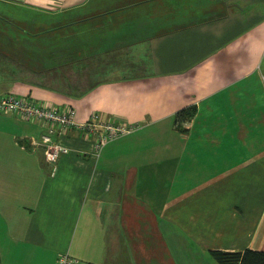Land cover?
Instances as JSON below:
<instances>
[{"label": "crops", "instance_id": "1", "mask_svg": "<svg viewBox=\"0 0 264 264\" xmlns=\"http://www.w3.org/2000/svg\"><path fill=\"white\" fill-rule=\"evenodd\" d=\"M0 32V98L76 123L0 112V264L264 251V0H0ZM94 117L138 129L98 151Z\"/></svg>", "mask_w": 264, "mask_h": 264}, {"label": "built area", "instance_id": "2", "mask_svg": "<svg viewBox=\"0 0 264 264\" xmlns=\"http://www.w3.org/2000/svg\"><path fill=\"white\" fill-rule=\"evenodd\" d=\"M0 112H14L19 114L25 120H39L50 125L51 128L61 129L64 127L75 126V111L68 110L66 112H59L52 108L39 106L33 104L23 98H16L14 96H5L0 98ZM95 121V122H94ZM58 127V128H57ZM82 128L89 133L97 135L96 148L100 151L108 143L121 138L124 135L130 134L137 129V126H126L123 124H112L111 122H103L95 117L90 122L82 124ZM38 141H31L32 145H38ZM45 150L46 162L49 165H54L61 154L69 151V148L54 143L49 134L41 136L40 140ZM55 264H76L68 253L60 254Z\"/></svg>", "mask_w": 264, "mask_h": 264}, {"label": "trees", "instance_id": "3", "mask_svg": "<svg viewBox=\"0 0 264 264\" xmlns=\"http://www.w3.org/2000/svg\"><path fill=\"white\" fill-rule=\"evenodd\" d=\"M195 114H196V109L192 108L188 110L187 109L182 110L177 114V117L180 122H183L193 117ZM127 135H124L122 137H125ZM211 256L218 264H264V251H258V250L245 249L242 252L213 251L211 252Z\"/></svg>", "mask_w": 264, "mask_h": 264}, {"label": "rangeland", "instance_id": "4", "mask_svg": "<svg viewBox=\"0 0 264 264\" xmlns=\"http://www.w3.org/2000/svg\"><path fill=\"white\" fill-rule=\"evenodd\" d=\"M2 36V32H0V37ZM135 126V125H134ZM209 259V257L207 258V260ZM209 264H211V263H209Z\"/></svg>", "mask_w": 264, "mask_h": 264}]
</instances>
